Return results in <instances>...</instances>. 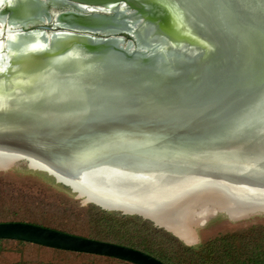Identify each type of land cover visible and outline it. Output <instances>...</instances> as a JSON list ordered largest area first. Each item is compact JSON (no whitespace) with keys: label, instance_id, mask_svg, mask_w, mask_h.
<instances>
[{"label":"water","instance_id":"obj_1","mask_svg":"<svg viewBox=\"0 0 264 264\" xmlns=\"http://www.w3.org/2000/svg\"><path fill=\"white\" fill-rule=\"evenodd\" d=\"M0 155L170 224L212 190L263 207L264 0H0ZM1 239L164 264L31 223Z\"/></svg>","mask_w":264,"mask_h":264},{"label":"trees","instance_id":"obj_2","mask_svg":"<svg viewBox=\"0 0 264 264\" xmlns=\"http://www.w3.org/2000/svg\"><path fill=\"white\" fill-rule=\"evenodd\" d=\"M37 206L44 207L41 209L43 213L48 207L29 193L14 190L11 183L0 182V209L3 210L0 211V222L6 221L10 215L18 216L20 211L27 212ZM66 213L67 217L70 216L65 218L68 223H63L62 217L55 216L48 221L42 219L44 227L66 233L77 232L85 237L132 247L154 256L164 264H264V227L261 226L226 233L206 241L202 246L193 247L138 215L107 211L95 204ZM5 243H15L16 248L22 250L34 246L60 257H73V264H132L113 257L57 250L9 239L0 240V260L7 258ZM19 256L15 264H57L56 261L43 258H37L36 261L22 259L21 252Z\"/></svg>","mask_w":264,"mask_h":264},{"label":"rangeland","instance_id":"obj_3","mask_svg":"<svg viewBox=\"0 0 264 264\" xmlns=\"http://www.w3.org/2000/svg\"><path fill=\"white\" fill-rule=\"evenodd\" d=\"M0 182L11 183L14 190H20L24 193L27 192L39 200V202H43L48 205V207L45 208L44 213L41 210L44 207L37 206L38 208H33L27 212L20 211L18 216L10 215L6 218V221L1 222H24L44 227L45 224L42 223L43 220L48 221V219H52L57 216L62 217L63 223H66L67 221L65 218L70 217H67L68 214L66 211H78L80 208L93 204L86 202L83 198L77 197V194L72 192L69 187L56 182L55 178L49 176L46 172L30 168L25 161L16 162L7 169L0 170ZM0 211L3 210L0 209ZM253 226L264 227V212L252 214L246 218H239L238 220H232L227 214L219 212L210 216V218L202 226L196 228L198 241L196 244L187 246L199 247L206 241L220 235L245 230L248 227ZM69 234L79 235L77 232ZM15 245V243H5L7 258L6 260H0V264H15V262L20 259V252L23 256L22 259L24 258L26 260L36 261L37 258H43L53 260L54 262L56 261L57 264H67V262L68 264H73V257H60L51 251L38 249L34 246H27L22 250V248H16L17 246ZM74 264L77 263L74 262Z\"/></svg>","mask_w":264,"mask_h":264},{"label":"bare ground","instance_id":"obj_4","mask_svg":"<svg viewBox=\"0 0 264 264\" xmlns=\"http://www.w3.org/2000/svg\"><path fill=\"white\" fill-rule=\"evenodd\" d=\"M14 159L18 158H10L0 155V170L7 169L19 161L27 162L29 167L32 169L43 171L48 170L45 166L35 160L28 158L18 160ZM51 175L54 176L53 174ZM59 181L62 182L61 180ZM74 184H76L80 189V192L76 191V193L79 195V197L85 199L86 202L98 201L101 204L103 203L107 209L115 208L125 211L126 213H134L133 215L142 214L150 217L154 219L156 223L162 226L166 225L169 230L175 232L184 242L189 245L196 244L198 241L196 228L202 226L210 218V216L216 213L223 212L227 214L230 219L238 220L239 218H246L249 215L264 212V206L256 207L252 204L238 203L236 200L234 201L232 196L229 197L226 192L221 190H212L200 196L198 203L188 213H179L177 216H175V220H173V223L170 224V220H168L166 216L158 218L151 215V213L148 212L150 208L148 204L141 206L135 205V203L132 201V199L136 197L134 194H126L125 196L121 195L122 197H120L119 195L115 194V192H99L94 188H92V190L85 188L79 181ZM148 200H150V198H148ZM190 203L191 202H189V204ZM197 205H199V207L196 209ZM204 205L208 207L206 208Z\"/></svg>","mask_w":264,"mask_h":264}]
</instances>
